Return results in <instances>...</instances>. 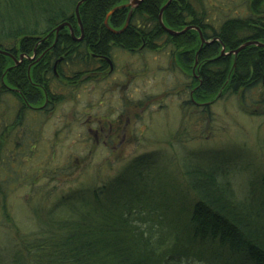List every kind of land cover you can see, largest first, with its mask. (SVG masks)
<instances>
[{
    "label": "trees",
    "instance_id": "obj_1",
    "mask_svg": "<svg viewBox=\"0 0 264 264\" xmlns=\"http://www.w3.org/2000/svg\"><path fill=\"white\" fill-rule=\"evenodd\" d=\"M128 1L0 0V51L14 58L0 53V227L15 231L10 248L2 249L3 264H264V179L237 194L225 171L232 164L212 151L189 153L179 163L184 194L178 205L166 190L143 189L142 169L150 166L141 162L92 188L59 195L52 188L42 193L47 204L32 197L24 202L23 195L21 206L35 229L19 234L10 200L38 173L22 151L44 146V117L63 102L62 90L78 88L96 59L115 64L123 52L162 53L170 46L186 72L197 63L185 88L187 108L202 114L217 96L234 95L263 113L264 46L230 53L249 42L264 45V0H249L258 17L227 19L219 27L208 23L199 0H171L161 15L164 27L159 15L168 0H140L133 8ZM166 29L187 30L173 36ZM59 59L56 77L52 67Z\"/></svg>",
    "mask_w": 264,
    "mask_h": 264
},
{
    "label": "rangeland",
    "instance_id": "obj_2",
    "mask_svg": "<svg viewBox=\"0 0 264 264\" xmlns=\"http://www.w3.org/2000/svg\"><path fill=\"white\" fill-rule=\"evenodd\" d=\"M199 1L196 6L205 9L206 20L216 27L227 19L258 17L250 12L249 0ZM169 47L162 53L140 56L123 52L112 73L100 84L85 83L71 91L62 90L63 102L44 117L43 136L47 143L40 140L39 145L44 146L39 151H22L21 156H32L31 171L38 173L33 185L10 200L19 234L35 229L21 206L23 195L24 202L32 197L33 203L47 204L49 198L42 193H49L52 188L58 195L72 188H92L114 179L121 170L127 172L134 164L136 168L143 163L150 166L142 169L145 179L139 182L145 191L166 190L177 205L184 194L179 189L177 169L186 160L185 155L220 153L228 166L232 164L225 171L230 172L233 188L241 196L248 191L250 182L260 184L264 179V110L261 113L258 104L252 106L249 102V106L234 95L217 96L202 114L198 108H187L184 103L189 92L185 88L191 76L196 77L197 63L192 73L186 72ZM113 56L118 58V49ZM257 92H252L251 98L257 99ZM106 118L111 120L109 138L104 137L105 132L99 131L95 136L96 132L88 131L99 130L101 119L106 130ZM98 139L108 145L98 144ZM44 169L49 173H43ZM56 169L65 172L55 176L52 171ZM1 218L0 209V221ZM9 235L14 239L15 231L0 227V264L5 260L2 249L12 244Z\"/></svg>",
    "mask_w": 264,
    "mask_h": 264
},
{
    "label": "flooded vegetation",
    "instance_id": "obj_3",
    "mask_svg": "<svg viewBox=\"0 0 264 264\" xmlns=\"http://www.w3.org/2000/svg\"><path fill=\"white\" fill-rule=\"evenodd\" d=\"M132 1L133 0H129L126 4H129ZM141 53L142 54L145 53V55L147 54V52H145L144 50H141V51L136 52L134 55L137 54L136 56H138V55L140 56ZM95 61H96L95 62V66L93 68H91L90 70H88V71L82 72V75L78 78V81H79L78 87H82L85 83H93V84L97 83V84H100L101 81H103L107 75L111 74L112 73V70L115 68V64L112 61V59L110 60L108 58H104V59H96ZM56 62L53 63L52 71L55 74V76L57 77V68L56 67L54 68V65H55ZM35 63H39V60H36ZM104 63L107 64V69H105L104 67H102V65H104ZM46 105H47V101H44V105L43 106H46ZM33 108L36 109V107H33ZM38 108H40V107H38ZM109 118H111V117H109ZM102 120L103 119L98 120L99 121V124L97 125V128L100 127L99 130H96V129L93 130L92 128H89L88 131L89 132L93 131V133L96 132L95 133V136L98 135V132L99 131H101L103 133L105 132L106 135L104 137L105 138H109V134H107V130H108V127H110V129H111V125H109V123L111 122V120L110 119H107V118L104 120V121H107L108 122L107 129L106 130L104 129V125L105 124L102 123L103 122ZM97 143L98 144L99 143H102L105 146L108 145V142L107 141H102L101 142V140H99V139H98Z\"/></svg>",
    "mask_w": 264,
    "mask_h": 264
},
{
    "label": "water",
    "instance_id": "obj_4",
    "mask_svg": "<svg viewBox=\"0 0 264 264\" xmlns=\"http://www.w3.org/2000/svg\"><path fill=\"white\" fill-rule=\"evenodd\" d=\"M139 1L140 0H133L132 2H130L129 4H126L125 6H128V7H130V8H133V7H135V4H138L139 3ZM171 2V0H168V2L166 3V5L161 9V11H160V15H159V24L162 26V27H164L163 26V23H162V20H161V15H162V13H163V10L166 8V6L169 4ZM120 7H118V8H115V9H113L110 13H108V15L106 16V19H105V24L107 25V20H108V17L114 12V11H116L117 9H119ZM77 17H78V13H77ZM129 18H130V16H128L127 17V19H126V23H125V25H124V27H123V29L127 26V24H128V22H129ZM78 21H79V19H78ZM79 27H80V29H82L81 28V25L79 24ZM62 28H64V26H60V27H58L57 29H56V35H57V33L59 32V30H61ZM122 29V30H123ZM187 29H189V28H187ZM187 29H184L183 31H181V32H173V31H171V30H168V29H166V31L170 34V35H173V36H177V35H180V34H183ZM116 33H119V32H117V31H115ZM71 35L74 37V35H73V33L71 32ZM200 37H201V35H200ZM201 41H202V43H204V40L203 39H201ZM251 45H254V46H257V47H260V46H264V45H262L261 43H257V42H249V43H246V44H244V45H242V46H240L237 50H235V51H233V53H230V54H233V55H237L241 50H243L245 47H247V46H251ZM223 52V51H222ZM0 53H2L3 55H7V56H10L9 54H7L6 52H2V51H0ZM12 59H14L12 56H10ZM15 62V65H18L19 64V62L18 61H14ZM60 62V60H58L56 63H55V65H54V68L57 66V64Z\"/></svg>",
    "mask_w": 264,
    "mask_h": 264
}]
</instances>
